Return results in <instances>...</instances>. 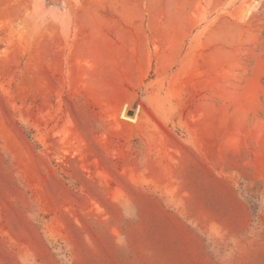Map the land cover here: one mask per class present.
<instances>
[{"label": "rangeland", "instance_id": "1", "mask_svg": "<svg viewBox=\"0 0 264 264\" xmlns=\"http://www.w3.org/2000/svg\"><path fill=\"white\" fill-rule=\"evenodd\" d=\"M0 264H264V0H0Z\"/></svg>", "mask_w": 264, "mask_h": 264}, {"label": "crops", "instance_id": "2", "mask_svg": "<svg viewBox=\"0 0 264 264\" xmlns=\"http://www.w3.org/2000/svg\"><path fill=\"white\" fill-rule=\"evenodd\" d=\"M151 42L140 40L138 35L129 42L120 44H114L106 37L93 38L89 57L91 67H134V77L127 79V82L132 86L137 85L144 79L150 67L157 64V52ZM139 67L143 68L139 70Z\"/></svg>", "mask_w": 264, "mask_h": 264}, {"label": "bare ground", "instance_id": "3", "mask_svg": "<svg viewBox=\"0 0 264 264\" xmlns=\"http://www.w3.org/2000/svg\"><path fill=\"white\" fill-rule=\"evenodd\" d=\"M122 116L125 117V118H127V119H132V120L134 119V118H128V117H126L125 115H122Z\"/></svg>", "mask_w": 264, "mask_h": 264}, {"label": "water", "instance_id": "4", "mask_svg": "<svg viewBox=\"0 0 264 264\" xmlns=\"http://www.w3.org/2000/svg\"><path fill=\"white\" fill-rule=\"evenodd\" d=\"M128 112H129V113H131L132 111H131V110H129Z\"/></svg>", "mask_w": 264, "mask_h": 264}]
</instances>
